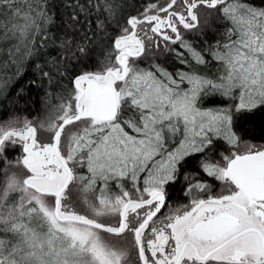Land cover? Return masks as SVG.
I'll return each mask as SVG.
<instances>
[{
    "label": "snow or ice",
    "instance_id": "obj_1",
    "mask_svg": "<svg viewBox=\"0 0 264 264\" xmlns=\"http://www.w3.org/2000/svg\"><path fill=\"white\" fill-rule=\"evenodd\" d=\"M0 100V264H264V6L0 0Z\"/></svg>",
    "mask_w": 264,
    "mask_h": 264
},
{
    "label": "trees",
    "instance_id": "obj_2",
    "mask_svg": "<svg viewBox=\"0 0 264 264\" xmlns=\"http://www.w3.org/2000/svg\"><path fill=\"white\" fill-rule=\"evenodd\" d=\"M165 0H158L159 4H162ZM150 2H157V0H136L137 5L142 6L147 5ZM250 3H254L258 6H264V0H248ZM211 23L215 25L217 28L223 29L225 24L218 23L215 19H211ZM210 42L213 39L218 38L216 33L212 32L211 29L208 30V34L206 37ZM199 44L202 46L204 44V39L197 38ZM187 55V53H185ZM160 63L165 64L170 69L174 67H183L180 65L171 54L159 56L157 58ZM32 71L27 70L25 75L21 78L17 79L14 83L10 85L9 94L18 91L26 81L31 78ZM23 102L17 103L15 105L14 111L20 115H27L29 118L36 117L42 114V110L44 108V102L40 96L35 93H31L30 96L22 97ZM219 100H209L208 103H218ZM52 104L59 103V101L54 97L51 101ZM4 101L0 100V119L5 118L11 109L3 108ZM237 128L243 132V139L252 143L261 144L264 143V112H254L252 114H248L246 116H242L240 118L239 123L237 124ZM16 155L15 152L9 151L8 156L10 159L14 158ZM4 161L0 159V168H3ZM0 177H2V173H0ZM175 198V197H174ZM181 202H186L184 197L181 195L178 197Z\"/></svg>",
    "mask_w": 264,
    "mask_h": 264
},
{
    "label": "rangeland",
    "instance_id": "obj_3",
    "mask_svg": "<svg viewBox=\"0 0 264 264\" xmlns=\"http://www.w3.org/2000/svg\"><path fill=\"white\" fill-rule=\"evenodd\" d=\"M164 3H165V1L162 4H164Z\"/></svg>",
    "mask_w": 264,
    "mask_h": 264
},
{
    "label": "flooded vegetation",
    "instance_id": "obj_4",
    "mask_svg": "<svg viewBox=\"0 0 264 264\" xmlns=\"http://www.w3.org/2000/svg\"><path fill=\"white\" fill-rule=\"evenodd\" d=\"M187 202V201H186ZM162 211H164L163 209H162Z\"/></svg>",
    "mask_w": 264,
    "mask_h": 264
}]
</instances>
